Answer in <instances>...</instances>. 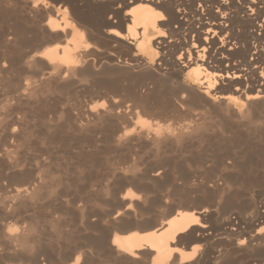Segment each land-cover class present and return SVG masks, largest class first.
Returning a JSON list of instances; mask_svg holds the SVG:
<instances>
[{
	"label": "bare ground",
	"instance_id": "1",
	"mask_svg": "<svg viewBox=\"0 0 264 264\" xmlns=\"http://www.w3.org/2000/svg\"><path fill=\"white\" fill-rule=\"evenodd\" d=\"M34 4L0 0V74L21 63L29 74L0 99L1 142L8 143L0 160L11 165L27 121L18 111L23 103L50 83L71 86L99 75L102 102L87 108L90 121L76 120L128 150L79 184L84 235L57 264H264V0ZM126 77L137 82L126 85ZM212 126L230 141L210 156ZM135 145L153 152H133ZM42 181L15 187L11 210L37 201ZM7 232L2 250L25 251L24 230ZM40 254L34 249L25 262L56 264L39 262Z\"/></svg>",
	"mask_w": 264,
	"mask_h": 264
},
{
	"label": "rangeland",
	"instance_id": "2",
	"mask_svg": "<svg viewBox=\"0 0 264 264\" xmlns=\"http://www.w3.org/2000/svg\"><path fill=\"white\" fill-rule=\"evenodd\" d=\"M18 66L14 67L13 70L8 71L5 74L4 73L0 74L2 76V77L0 76L1 77L0 78V84H1L0 85V89H1L0 90V99H2L3 94L6 93V91H7L6 94H13L17 90V85L20 82V79L22 81V80H24V77L29 75L28 72H25V69H23L24 66L22 65V63H21L22 67L20 65H18ZM154 67H155V63H154V65L151 66V68H150L151 71H153ZM19 68H22L23 70H21ZM15 70L17 72H14ZM21 72H23V73L21 74ZM9 73L12 76H9L10 75ZM15 73L16 74L18 73L17 74L18 76L21 74V76H19V77H22V78H15V77H17ZM5 75H6V77H5ZM99 76L100 77L95 76L94 78L87 77L85 80L82 79L81 81H75L73 83V85L71 84V86H70V84L69 85H63V84L59 83V84H61V86L63 88H61V86L60 87L57 86L59 84L56 85L55 83H50L46 86V87H48L49 91L47 90V88L45 90L42 89V91L38 92L35 95L37 98L35 97L34 99H31L30 100L31 102L29 101V104L23 103L20 106L18 111H20L21 114L23 112V114L26 115L27 121H25L24 125L21 126L22 132L20 133L21 134V136H19L20 138L18 137L16 139V142H14V150L16 152L14 151V153H12L11 156L12 157L15 156L14 157L15 161H13L12 157H10L9 159H11L10 160L11 165H9V164H6V162L4 160H0V195L2 197V198L0 197V231H1L0 232V239H1L0 240V246H1L0 247L1 248L0 249V264L1 263L2 264H20V263L21 264H27V261L25 262V260L27 259V256L31 252H34V249H35V251L37 249L43 251V254H40L41 256L38 257L39 262L43 263L45 261L44 263H46V261H47L46 258L50 257L57 264L58 263L57 259L59 260L60 256L64 255L63 253H65L67 251L66 248H68L69 246L71 247V245L74 242L82 241L80 236H83L84 234L82 233V229H81L80 224L78 222L79 221L78 220L79 214H78L77 208L80 204H82L81 195L83 196V194L80 191H79L80 194L78 192L79 184L80 185L85 184L84 182H85L86 178H88L87 175L91 176L93 173H95L97 171L98 172L106 171L108 169L109 161L111 160V158H117L120 155L122 156L128 152V150L127 149L125 150V147H123V146H117V145L111 143L107 139L105 141V139L103 138V135L100 134V133H102L100 129L94 128L93 126H89V128H85L88 130L84 131L85 129L84 128L82 129V127H79V124L77 122L78 120H76L77 118H79L78 115L80 117L82 116L83 119L84 118L87 119L88 117H90L89 114L87 116L85 113V112H87V110H88L87 108L89 107V105H91V104L93 105L94 103H96L94 105H98L97 103L102 102L103 99L100 97V95H98L99 92H98L97 88L94 86L97 82V79L103 78L101 75H99ZM111 79L113 80V78H111ZM127 79H129V77L122 78L120 80H122L123 83L126 84ZM76 80H79V79L76 78ZM131 80L133 81L134 79L131 78ZM131 80H129L128 82H131ZM140 80L138 82L143 83V81L144 82L146 81L145 82L146 84H149V83H150V85L152 84V80H150V79H149V81H147L148 79L147 80L143 79L141 81ZM136 82L137 81H133V83H136ZM133 83L132 82L127 83L126 85H128V84L131 85ZM8 84H10V85H8ZM87 84H89V85H87ZM12 86H16V88H14ZM166 87H167V85L166 86L164 85V88H166ZM63 89H65V90H63ZM91 89H94V90H91ZM95 90H96V92H95ZM44 91H46V92H44ZM44 93H45V95H44ZM39 95H40V97H39ZM84 114H85V116H84ZM57 117H58V119H57ZM53 118H54V120H53ZM49 119H50V121H49ZM87 120L90 121L89 118ZM75 124H78V125H75ZM64 125H66L67 127ZM44 127H45V129H44ZM90 127L93 130H91ZM212 127L211 128L209 127L208 131H207L208 136H209V138H207V140H208V145L210 146V149H209V146L208 147L206 146L207 149L205 151V154L206 155L211 154L210 156L216 155L217 152L220 153L223 151H227L228 150V148H227L228 143L230 141L229 138L227 140V137L225 138V136H223L224 138L222 136H216L215 134L218 135V132H216V129H215L216 127L215 128L214 127L212 128ZM212 129H214V130H212ZM209 132L212 135L211 134L209 135ZM91 135H94V136H91ZM216 137L217 138L219 137V138L217 139ZM220 137H221V140H219ZM211 138L212 139L216 138L217 140L216 139L211 140ZM0 139H1L0 140V146L1 147L3 145L8 144V143L6 144V142H4V143L1 142V141H4V136H3L2 132H0ZM222 139H224V140H222ZM100 141L101 142L104 141V142L100 143ZM218 141L220 143H218ZM221 141H223L222 144H221ZM212 142H214V143H212ZM215 142L218 144H216ZM224 143L227 144V146H225ZM247 146L248 145H245L243 147L246 149ZM212 147L215 148L216 150L213 149ZM218 149H219V151H218ZM167 150H168L167 147L162 149V151H167ZM210 150L213 152L215 150V153L210 152ZM132 151L133 152L137 151L136 153H139V154H142L144 152L145 153L146 152L147 153L153 152V150H149V149L145 150V149L138 148V146H136V145L133 147ZM162 151H160V152H162ZM168 151H167V153H169ZM207 152H209L210 154ZM32 155H35V156L32 157ZM12 161L14 163L17 162L15 164L13 163V167H12ZM36 162L39 163L38 164L39 166L37 165L38 166L37 169H35L34 165H33ZM40 164H41V166H40ZM14 165H16V166L14 167ZM9 166H11L10 167L11 169H9ZM11 173H12V175H11ZM27 174H29V175H27ZM19 175H22V176H19ZM38 176H39V178H43L42 185H41L42 187H40L38 189L39 192L37 190L38 194L36 193V195H37L36 197H38L37 198L38 200L36 201V198H35L34 201L33 200H30V202L27 201L24 205H22L24 207L21 206L15 212L13 210H11V209H13L12 206L15 203V201H12V199H11V196L14 192L13 190L15 189V187L17 188L18 186L28 185V182L31 181V178L32 179L34 177L38 178ZM28 179H29V181H28ZM22 183H23V185H22ZM71 187H72V189H71ZM65 197H67V198H65ZM31 202H32V204H31ZM9 208H10V210H9ZM6 209H8L9 211H7ZM20 213H22V214H20ZM68 223L69 224L72 223L71 226L68 225ZM76 224L79 227H77ZM66 225L68 226V228ZM8 228H9V230H8ZM13 229L14 230L16 229L18 231H20L21 229L24 230L23 235L26 234V235H24V237H25L24 242L26 243V246H28V247L26 248L25 251L21 250L19 248L20 250H17L16 252L10 250L7 252L5 251L6 252L5 253L2 249H3L4 245L7 244V233H8L7 231H12ZM70 229H72L73 231ZM60 231H62L64 233H61ZM67 232H69V234H71L68 239L65 238L66 237L65 233H67ZM88 234H90V233L85 232V235H88ZM3 238H4V240L6 239L5 240L6 242L3 240ZM27 241H28V243H27ZM37 242L39 244H37ZM31 245H33V246H31ZM30 246L32 248H29ZM52 246L55 248L53 249ZM39 247H41L42 249ZM30 249L33 251H31ZM45 249L46 250L48 249V252ZM50 249H51V252H50ZM53 250L56 253L55 252L53 253ZM1 252H3V253H1ZM13 252H14V254H13ZM11 253H12V255H11ZM23 257H25V259H23ZM20 259H21V261H20Z\"/></svg>",
	"mask_w": 264,
	"mask_h": 264
},
{
	"label": "snow or ice",
	"instance_id": "3",
	"mask_svg": "<svg viewBox=\"0 0 264 264\" xmlns=\"http://www.w3.org/2000/svg\"><path fill=\"white\" fill-rule=\"evenodd\" d=\"M46 2V0H35V4H34V6H36V5H42L43 3H45ZM95 110V109H94ZM12 131L13 132H15L16 131V129H12ZM243 243V242H242ZM79 260V258H77V261Z\"/></svg>",
	"mask_w": 264,
	"mask_h": 264
}]
</instances>
